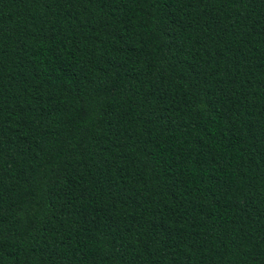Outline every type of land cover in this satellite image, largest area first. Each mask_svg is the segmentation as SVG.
<instances>
[{
  "label": "trees",
  "instance_id": "1",
  "mask_svg": "<svg viewBox=\"0 0 264 264\" xmlns=\"http://www.w3.org/2000/svg\"><path fill=\"white\" fill-rule=\"evenodd\" d=\"M0 264H264V0H0Z\"/></svg>",
  "mask_w": 264,
  "mask_h": 264
}]
</instances>
